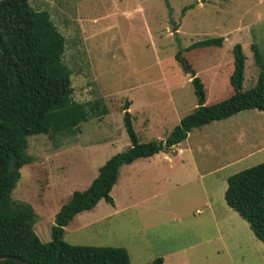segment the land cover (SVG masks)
Returning <instances> with one entry per match:
<instances>
[{
    "label": "rangeland",
    "instance_id": "1",
    "mask_svg": "<svg viewBox=\"0 0 264 264\" xmlns=\"http://www.w3.org/2000/svg\"><path fill=\"white\" fill-rule=\"evenodd\" d=\"M28 2L46 11L65 39L71 99L106 109L100 119L81 123L77 133L27 138L26 154L32 160L19 169L10 198L31 207L33 232L41 243L50 241L54 216L71 194L86 189L97 169L129 146L120 111L125 101L137 141H163L196 106L189 72L201 81L208 106L231 94L234 45H240L245 57L243 91L256 83L251 46L264 61V0ZM188 5L193 7L182 12ZM208 38H222L221 47L183 51ZM247 111L189 132L174 150L188 147L184 153L193 160L184 167L180 155L175 159L172 153L121 167L109 193L113 205L101 200L74 216L61 240L73 246L122 248L129 264H151L156 258L163 264H264V248L248 224L224 204L202 208L200 180L192 176L195 169L213 170L240 156L211 179L264 162V152L242 156L248 148Z\"/></svg>",
    "mask_w": 264,
    "mask_h": 264
},
{
    "label": "trees",
    "instance_id": "2",
    "mask_svg": "<svg viewBox=\"0 0 264 264\" xmlns=\"http://www.w3.org/2000/svg\"><path fill=\"white\" fill-rule=\"evenodd\" d=\"M192 7L188 5L181 11ZM221 45L222 38H208L192 43L183 51ZM64 49L65 39L46 11L32 8L28 0H0V256L16 257L24 264H129L122 248L73 246L63 242V228L74 216L91 211L101 200L113 205L109 193L121 167L169 153L189 132L211 122L246 110L264 112V61L255 46H251L257 67L256 83L243 91L245 57L240 45H234L228 77L231 94L208 106L204 105L201 81L193 77L190 85L196 106L163 141H137L127 111L129 102L125 101L120 111L129 146L109 157L86 189L71 194L67 204L54 216L50 241L41 243L33 232L35 216L31 207L10 198L19 169L32 160L26 154L27 138L77 133L78 126L87 119H100L106 114V109L96 102L77 103L71 99ZM11 158L13 171L9 173ZM223 200L248 224L253 237L264 248V162L228 177ZM0 264L15 263L2 260ZM151 264H162V260L156 258Z\"/></svg>",
    "mask_w": 264,
    "mask_h": 264
},
{
    "label": "crops",
    "instance_id": "3",
    "mask_svg": "<svg viewBox=\"0 0 264 264\" xmlns=\"http://www.w3.org/2000/svg\"><path fill=\"white\" fill-rule=\"evenodd\" d=\"M247 112H249V117H248L249 118V121H248L249 125L246 127V131H247V135H248V140H247L248 148H247L246 152L244 153V155H242V156H244L243 158H246V159L254 157L257 154L264 152V126H262V123L264 124V112H259V111H254V110H250ZM211 123H213V122H211ZM227 124L230 125V123H227ZM257 129H259L258 132H260V133L258 135H255L254 133H255V130H257ZM187 138H188V134H187L185 140L183 141V143L186 142ZM180 144H182V143H180ZM179 145L174 147L169 153H172L175 159L177 158L178 155H180L179 159H180L181 165L184 167L185 165L188 164L186 162H188L189 159L193 160V158H192L191 154H186L188 152V147L186 146V144H183V145H185L184 149H181V150L178 149V152H174L175 148H177ZM185 151H187V152L184 153ZM183 154H185V157H182ZM241 158H242L241 156L236 157V159L229 161L225 165L219 166L213 170L203 171L201 173L197 172L196 169L194 168L195 170H194V173L192 176H193V178H195V179L197 178L200 180V186H201V189L203 192V195L201 198L202 199V204H201L202 208L212 210L215 208L218 209V208L222 207L223 204L225 205L224 200H223V193H224V190L226 188V179L228 177H230L231 175L221 176L217 180L215 179V177L212 179H211V177L220 173L221 171H224L226 169L224 167H226L228 164L229 165L236 164V162L240 161ZM167 160L169 162H171V160L169 158ZM206 179H208V181H210V184L205 185ZM227 209H229V208L227 207ZM230 211H232V210H230ZM222 212H224V211L222 210ZM225 213H228V212H225ZM189 247H192V246H189ZM184 249H185V247L181 250H174L170 254H176L178 252L183 251ZM161 260H162V264H163V259H161Z\"/></svg>",
    "mask_w": 264,
    "mask_h": 264
},
{
    "label": "water",
    "instance_id": "4",
    "mask_svg": "<svg viewBox=\"0 0 264 264\" xmlns=\"http://www.w3.org/2000/svg\"><path fill=\"white\" fill-rule=\"evenodd\" d=\"M174 31V28L172 29ZM189 78H193V73L189 72ZM13 171V158L10 159L9 161V168H8V172L11 173ZM2 260H10L12 262H14L15 264H24L20 259L16 258V257H12V256H0V261Z\"/></svg>",
    "mask_w": 264,
    "mask_h": 264
}]
</instances>
